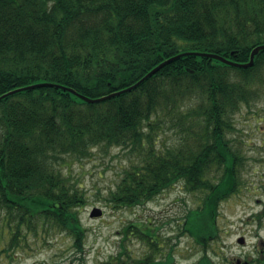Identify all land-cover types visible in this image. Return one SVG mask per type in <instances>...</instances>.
<instances>
[{"label":"trees","instance_id":"16d2710c","mask_svg":"<svg viewBox=\"0 0 264 264\" xmlns=\"http://www.w3.org/2000/svg\"><path fill=\"white\" fill-rule=\"evenodd\" d=\"M262 43L264 0H0V254L65 233L81 259L87 196L66 168L120 147L134 161L112 192L115 206L145 204L180 182L202 193L182 232L203 247L197 264H215L220 206L242 185L235 116L264 96V50L250 67L182 55L100 102L60 85L100 97L183 52L244 63ZM35 83L47 84L6 95ZM130 231L148 253L123 245L109 264H171L149 221Z\"/></svg>","mask_w":264,"mask_h":264},{"label":"rangeland","instance_id":"374dc122","mask_svg":"<svg viewBox=\"0 0 264 264\" xmlns=\"http://www.w3.org/2000/svg\"><path fill=\"white\" fill-rule=\"evenodd\" d=\"M235 125L232 137L245 156L242 185L220 206L219 235L210 242L209 252L215 264H260L257 259L264 264V96L244 104L235 116ZM173 136L174 132L168 131L165 139L171 141ZM131 161L133 154L127 149L113 147L107 153L94 149L93 155L66 168L87 196L80 209L88 229L81 259L73 258L71 236L56 233L47 242L32 240L31 246L9 255L1 252L0 264H109L124 246L132 256L141 257L149 247L135 232L125 237L124 231L129 223L148 221L164 253H171V264H197L203 247L188 232H182V222L188 210L199 205L202 193L190 191L180 182L145 204L117 207L112 192ZM94 208L103 213L91 216ZM240 237H244L243 243L238 241Z\"/></svg>","mask_w":264,"mask_h":264},{"label":"water","instance_id":"95a60500","mask_svg":"<svg viewBox=\"0 0 264 264\" xmlns=\"http://www.w3.org/2000/svg\"><path fill=\"white\" fill-rule=\"evenodd\" d=\"M261 50H264V43L259 44L256 47H254L253 50H252V52H251L250 60L248 62H244V63L238 62V61H234L232 59H229V58H227L225 56H222V55H219V54L213 53V52H203V51L183 52V53H181L179 55L173 56V57H171L169 59H166L165 61L161 62L160 64H158L156 67H154L151 71H149L142 79H140L135 84H133V85H131L129 87H126L124 89H120V90L114 91L112 93H109V94L100 96V97H90V96L84 95V94L78 92L77 90H75V89H73L71 87H67V86H63V85H60V87H62L64 89H67V90L75 93L76 95H78L80 98L84 99L87 102H100V101H103V100L112 98L114 96H117V95H119L121 93H124V92H127V91L132 90L133 88L137 87L141 82H143L144 80H146L147 78H149L150 76H152L156 72H158L165 64L171 62L172 60H174V59H176V58H178L179 56H182V55L194 53V54L201 55V56H210L212 58L219 59V60H221V61H223V62H225L227 64H231V65H235V66H240V67H250L255 62V56ZM45 84H47V83H35V84L28 85V86H25V87L16 88V89H14L12 91H9L6 95L11 94V93H14V92H17V91H22V90H26V89H30V88L39 87V86H42V85H45ZM102 213H103V211L100 208H94L91 211V216H100ZM238 241L240 243H243L245 241V239H244V237H240L238 239Z\"/></svg>","mask_w":264,"mask_h":264}]
</instances>
